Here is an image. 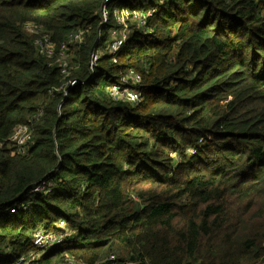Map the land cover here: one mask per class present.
<instances>
[{
	"label": "trees",
	"instance_id": "16d2710c",
	"mask_svg": "<svg viewBox=\"0 0 264 264\" xmlns=\"http://www.w3.org/2000/svg\"><path fill=\"white\" fill-rule=\"evenodd\" d=\"M102 3L0 0V264H264V0H111L148 17L117 63ZM27 25L56 54L82 32L66 54L84 86L58 91ZM129 70L136 106L108 92ZM38 231L63 236L39 259Z\"/></svg>",
	"mask_w": 264,
	"mask_h": 264
},
{
	"label": "built area",
	"instance_id": "2783aa9c",
	"mask_svg": "<svg viewBox=\"0 0 264 264\" xmlns=\"http://www.w3.org/2000/svg\"><path fill=\"white\" fill-rule=\"evenodd\" d=\"M115 3L117 1H123V3H130L131 0H113ZM111 0H103L102 6L99 9V19L101 26L109 25L111 20H113L117 24L116 29H111L110 31V54L113 56V63H117V59L115 54L118 53L119 49L122 48L125 44V41L129 38L132 33V27L128 23L129 19L132 17L136 21L137 28H145L148 17L139 12L130 13L128 10L124 9L122 6L121 9H115L113 12L109 9V4ZM136 13V14H135ZM25 31L30 34L36 36L34 40V46L37 50V53L46 58L54 60V63L58 64L60 67V75L62 78L67 79L70 67L67 60V51L69 50V45H76L82 42V32L77 30L76 32L70 34L67 37V43L62 44L59 52L56 54V46L51 42L48 35L44 34L41 28L27 25L24 26ZM100 58V53L98 50H95L91 53L88 61V68L92 72L94 68L97 66V63ZM141 77L134 71L129 70L125 73L120 80L119 84H114L108 90L109 96L114 101H124L132 106H136L140 104L142 100V96L140 91L137 90L135 85L140 84ZM86 84L85 80H77V79H67L66 82L58 89V91H62L64 95L68 94L69 88L82 87ZM32 140V134L29 125H22L17 127L10 137L9 141L14 145L16 152L20 155H24L28 151L27 145ZM45 185H39L32 190V193L45 191ZM22 210H25L26 207L24 205L21 206ZM14 210L11 209V212ZM64 223H60L58 228H62ZM66 236V235H65ZM63 241V236H56L53 234L45 233L43 231H38L35 233L32 239L33 247L39 251L40 253L34 255V258L39 259L41 254H44L46 251H49L56 246L60 245ZM109 261L115 262L116 258L114 255L109 256ZM25 262L24 258L19 259L15 264H23ZM66 264H81L78 262H74L69 260ZM123 264H141L139 262H126ZM146 264V263H145Z\"/></svg>",
	"mask_w": 264,
	"mask_h": 264
},
{
	"label": "rangeland",
	"instance_id": "374dc122",
	"mask_svg": "<svg viewBox=\"0 0 264 264\" xmlns=\"http://www.w3.org/2000/svg\"><path fill=\"white\" fill-rule=\"evenodd\" d=\"M125 5H126V6H130V3H126Z\"/></svg>",
	"mask_w": 264,
	"mask_h": 264
}]
</instances>
